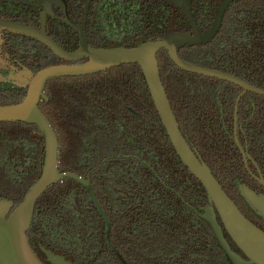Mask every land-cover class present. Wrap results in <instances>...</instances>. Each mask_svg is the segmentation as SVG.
I'll use <instances>...</instances> for the list:
<instances>
[{
	"label": "trees",
	"instance_id": "obj_1",
	"mask_svg": "<svg viewBox=\"0 0 264 264\" xmlns=\"http://www.w3.org/2000/svg\"><path fill=\"white\" fill-rule=\"evenodd\" d=\"M222 1L192 0L202 31ZM107 2L114 5V48H134L191 29L187 16L166 0H151L147 7L143 1ZM179 55L264 89V0L235 2L213 40L182 48ZM157 59L182 135L242 214L264 231V221L247 207L238 188L244 183L264 194L232 138L242 89L183 71L166 51ZM26 93L0 82V105L18 104ZM40 109L59 138L60 170L91 180L111 223L112 243L128 264H231L201 217L208 193L174 150L138 65L51 80ZM239 120L240 141L248 144L264 176V96L245 95ZM44 162L45 139L36 126L0 122V198L16 209L40 179ZM28 236L43 264H122L106 243L104 221L88 191L71 179L39 199Z\"/></svg>",
	"mask_w": 264,
	"mask_h": 264
},
{
	"label": "water",
	"instance_id": "obj_2",
	"mask_svg": "<svg viewBox=\"0 0 264 264\" xmlns=\"http://www.w3.org/2000/svg\"><path fill=\"white\" fill-rule=\"evenodd\" d=\"M179 8L188 18L191 29L184 32H172L150 39L137 47L114 49H96L88 44L84 33L85 22L80 31V47L77 51L66 52L59 47L44 30L24 26L10 21L0 20V50L3 45V33L12 32L34 38L49 47L62 60L73 65H55L34 74L25 70L8 78L0 76L1 81L14 82L20 88H26L24 99L14 105H0V122H17L36 126L45 139V162L40 179L29 189L24 200L14 209L12 201L0 198V264H43L34 252L28 232L30 231L36 205L39 199L53 186L71 179L88 191L89 197L101 215L106 228V243L122 264H128L111 240V223L100 204L90 179L72 172L60 170V143L58 135L49 119L40 109L45 97L47 83L54 79L84 77L127 65H138L146 79L155 109L168 134L171 144L182 163L190 173L202 183L208 193L209 206L204 210L203 220L216 238L217 246L225 253L231 264H264V231L249 221L234 201L224 191L211 169L193 152L179 128V123L162 83L157 54L166 51L173 63L183 71L203 77L217 79L240 87L243 94L253 93L264 96V89L252 86L234 75L209 69L181 58L179 50L185 47L199 46L213 40L219 33L229 8L239 0H223L217 7L213 21L206 31H202L192 11V0H166ZM89 8V5H88ZM87 8V10H88ZM86 62L81 63L82 60ZM2 59L0 58V64ZM235 110V143L239 147L248 167L247 156L238 139V107ZM256 165V164H255ZM258 168V166L256 165ZM256 180L264 187V177L258 171ZM239 194L247 207L264 221V194H258L246 184L239 185ZM14 209V210H13ZM219 218V219H218ZM221 224H220V222ZM225 232L244 255L236 253L225 236ZM52 256L50 252H46ZM53 258V257H52Z\"/></svg>",
	"mask_w": 264,
	"mask_h": 264
},
{
	"label": "flooded vegetation",
	"instance_id": "obj_3",
	"mask_svg": "<svg viewBox=\"0 0 264 264\" xmlns=\"http://www.w3.org/2000/svg\"><path fill=\"white\" fill-rule=\"evenodd\" d=\"M135 1H143L147 7L151 0ZM0 20L18 23L41 32L44 26L46 35L66 52H74L79 49L80 31L76 27L81 28L85 22L84 33L88 39V44L92 48L114 49V47H112L114 46V5H110L107 0H0ZM108 28L111 29L108 30ZM3 42L0 50V58L2 59V63L0 64V76H3L4 78H8L12 74L17 75L19 72L25 70L36 74L40 70L50 66L74 64L62 60L54 54L49 47L28 36L12 32H4ZM86 61L87 59H84L81 63ZM0 82L12 85L13 88H20L14 82H8L6 80H0ZM247 94L248 93L243 94L242 90L234 106V134L232 136L234 141L236 130L235 110L237 101L240 98L237 131L238 139L240 141L239 130L241 129L242 131L243 126V123H240L239 120L240 104L242 98ZM219 107L221 118L223 119L226 112L225 107L221 103ZM240 144L242 148L247 151V156L251 157V159L248 160V170L241 151L236 145L242 156L245 168L256 180L255 177L258 176V171H261V169L258 163L253 159L248 144L243 145L241 141ZM250 163L255 167L257 175L253 173ZM203 215L204 213L201 217ZM231 248L233 249V247ZM233 250L236 253L241 254L235 249ZM34 252L36 251L34 250ZM241 255L244 256L243 254Z\"/></svg>",
	"mask_w": 264,
	"mask_h": 264
}]
</instances>
